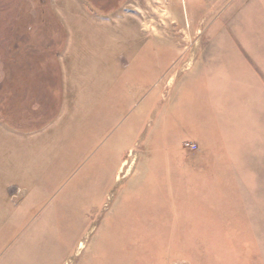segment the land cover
Wrapping results in <instances>:
<instances>
[{"label": "rangeland", "instance_id": "rangeland-1", "mask_svg": "<svg viewBox=\"0 0 264 264\" xmlns=\"http://www.w3.org/2000/svg\"><path fill=\"white\" fill-rule=\"evenodd\" d=\"M0 264H264V0H0Z\"/></svg>", "mask_w": 264, "mask_h": 264}, {"label": "crops", "instance_id": "crops-1", "mask_svg": "<svg viewBox=\"0 0 264 264\" xmlns=\"http://www.w3.org/2000/svg\"><path fill=\"white\" fill-rule=\"evenodd\" d=\"M50 161V160H49ZM21 166V171H20V175L21 176H25V171L23 172V165H21L20 163H19V166L18 167H20ZM51 168V167H50ZM20 170V169H19ZM59 169H51V170H49V173L48 174H50L48 177L50 178L49 180L51 181V182H53V183H55L56 182V177H57V171H58ZM22 172V173H21ZM57 174V175H56ZM59 176V175H58Z\"/></svg>", "mask_w": 264, "mask_h": 264}, {"label": "bare ground", "instance_id": "bare-ground-1", "mask_svg": "<svg viewBox=\"0 0 264 264\" xmlns=\"http://www.w3.org/2000/svg\"><path fill=\"white\" fill-rule=\"evenodd\" d=\"M39 228V226H37V229ZM131 230H133V231H136L135 229H133V228H131Z\"/></svg>", "mask_w": 264, "mask_h": 264}]
</instances>
